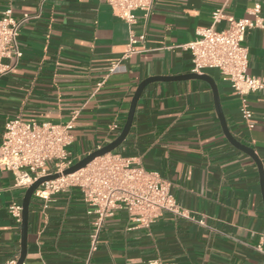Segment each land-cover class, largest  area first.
I'll return each instance as SVG.
<instances>
[{"label":"crops","instance_id":"crops-1","mask_svg":"<svg viewBox=\"0 0 264 264\" xmlns=\"http://www.w3.org/2000/svg\"><path fill=\"white\" fill-rule=\"evenodd\" d=\"M254 5L264 22V0H154L149 17L136 12L128 24L105 0H0V16L11 8L14 18L28 17L18 36L22 56L0 76V142L6 119L64 123L77 111L71 150L80 160L121 132L141 81L192 73L190 52L180 45L211 24L214 9L252 18ZM131 33L136 51L127 54ZM243 45L248 73L264 78V27L249 30ZM198 74L215 81L229 131L264 168V89L245 96L250 129L231 84L216 69ZM113 124L118 129L111 132ZM113 152L157 171L195 221L163 213L144 228L120 209L104 221L98 249L89 256L94 215L72 187L52 195L47 207L32 197L23 264H264L256 248L264 236L258 168L225 137L207 81L149 83L127 137ZM24 191L14 186L13 173L0 171V262L19 256L20 223L8 206L21 204Z\"/></svg>","mask_w":264,"mask_h":264},{"label":"built area","instance_id":"built-area-1","mask_svg":"<svg viewBox=\"0 0 264 264\" xmlns=\"http://www.w3.org/2000/svg\"><path fill=\"white\" fill-rule=\"evenodd\" d=\"M105 2L116 17L133 24L136 12L149 17L154 0ZM248 12L252 18L235 19L225 14L224 7L216 8L211 13V24L198 29L195 39L180 46L190 52L192 72L216 69L222 79L231 84L241 98V116L251 129L254 126L253 113L245 96L264 89V78L248 73V49L243 41L249 30L263 28L264 22L259 16V5H254ZM27 18H14L11 8L0 16V76L10 73L22 56L18 36L21 23ZM222 21L228 25L219 29L217 26ZM135 42L131 33L127 54L136 51ZM77 114L73 111L71 118L64 123L26 121L19 116L6 119L0 142V171L13 173L14 186L24 190L39 178L58 173L57 178L41 183L33 192L32 197L42 200L44 207L52 195L72 187L79 188L85 203L91 207L89 213L94 215L89 256L98 249L104 221L117 210L125 209L129 219L144 228H149L163 213L194 220L190 212L177 203L171 184L157 171L133 165L131 159L119 153L110 152L97 157L84 168L63 175L65 169L78 161L71 150ZM117 129L116 124L110 127L111 132ZM8 212L16 222H21V204L12 202ZM197 222L204 224L203 219ZM256 248L264 253V236ZM16 261L12 258L0 264H16Z\"/></svg>","mask_w":264,"mask_h":264},{"label":"water","instance_id":"water-1","mask_svg":"<svg viewBox=\"0 0 264 264\" xmlns=\"http://www.w3.org/2000/svg\"><path fill=\"white\" fill-rule=\"evenodd\" d=\"M189 78L203 79L211 85L212 90H213V98H214V105H215L216 113H217L222 131L225 137L227 138V140L232 146H234L236 149L244 152L249 157H251L258 168L262 201H263V206H264V168H263V164L261 160L259 159V157L257 156V154L252 148L240 143L233 136V134L229 131V128L227 126L226 119L223 114L221 104L219 101V95H218V90H217L215 81L206 74H198L194 72L189 73V74L177 75V76H153V77H148L144 79L143 81H141L139 85L137 86L134 92V95L131 99V103H130V107H129V111H128L125 124L121 132L116 136V138H114L112 141H110L106 145L91 151L90 153L85 155L83 158L75 162L72 166L65 169L62 174L63 175L71 174L81 168H84L86 165H88L90 162H92L97 157L113 152L116 148H118L121 145V143L127 137L129 130L131 128L137 101L140 95L142 94L143 90L149 83H152L154 81H160V80H183V79H189ZM58 176H59L58 173H54L51 175L41 177L38 180H36L33 184H31L24 191V196H23L22 203H21L22 217H21V222H20V232H21L20 233V253L17 258L16 264H23L25 256H26V252H27L28 216H29V206H30L33 192L41 183L48 181V180H53L57 178Z\"/></svg>","mask_w":264,"mask_h":264}]
</instances>
